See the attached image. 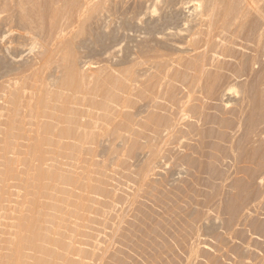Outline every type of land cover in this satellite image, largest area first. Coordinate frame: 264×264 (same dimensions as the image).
Masks as SVG:
<instances>
[{"label":"rangeland","instance_id":"374dc122","mask_svg":"<svg viewBox=\"0 0 264 264\" xmlns=\"http://www.w3.org/2000/svg\"><path fill=\"white\" fill-rule=\"evenodd\" d=\"M225 1L0 0V264H264V0ZM195 5L213 7L199 31L231 26L212 39L227 46L216 59L184 44L191 29L207 35L193 28ZM230 28L240 37L228 43ZM198 55L224 68L196 72ZM19 63L39 78L25 95L6 84ZM15 93L29 98L14 105ZM77 119L89 128H45ZM243 154L252 163L235 164Z\"/></svg>","mask_w":264,"mask_h":264},{"label":"bare ground","instance_id":"6f19581e","mask_svg":"<svg viewBox=\"0 0 264 264\" xmlns=\"http://www.w3.org/2000/svg\"><path fill=\"white\" fill-rule=\"evenodd\" d=\"M20 1H21V0H20ZM222 1H223V0H222ZM226 1H227V0H226ZM226 1H225V4L227 5L228 2L226 3ZM239 1H240V0H239ZM245 1H252V0H245ZM245 1L243 0V2H245ZM90 3H91V2H90ZM211 3H212V2H211ZM212 4H213V3H212ZM223 4H224V2H223ZM223 4H222V5H223ZM248 4H249V3H248ZM252 4H254V3H252ZM67 5H68V4H67ZM211 7H212V6H211ZM211 7L208 8L209 10H207V9L201 8L200 5H195V6H194V8L197 9L198 11L195 12V13H196V15H195V19H192V20H194L195 23H196V22H197V23L195 24V26H193V25H192V26H193V28H194V27L196 28V26L198 27L196 31H198L199 34H202V32H203V30H200V31H202V32L199 31V29H200V28H199V25L201 26L202 23H204V22L207 20V16H208V15H209L208 17L212 18L211 15H210V13H211V14L213 13V12H212L213 7H212V9H211ZM2 8H4V7H2ZM51 8H52V7H51ZM75 8H76V7H75ZM198 8H199V9H198ZM214 8H215V7H214ZM250 8H252V7H250ZM254 8H255V7H254ZM40 10H41V9H40ZM51 10H52V9H51ZM88 10H89V9H88ZM226 10H227V9H226ZM81 11H82V10H81ZM221 11H223V10H221ZM221 11H220V13H221ZM225 12H226V11H225ZM257 12H258V10H257ZM2 13H3V12H2ZM47 13H48V12H47ZM49 13H50V12H49ZM222 13H223V12H222ZM0 14H1V12H0ZM59 14H60V13H59ZM67 14H68V13H67ZM223 15H225V14L223 13ZM236 15H237V14H236ZM236 15H235V16H236ZM78 16H79V15H78ZM192 16H193V15H192ZM221 16H222V15H221ZM225 16H227V13H226ZM219 17H220V16H219ZM222 17L225 18L224 16H222ZM222 17H221L220 19H222ZM190 18H191V17H190ZM232 18H233V17H232ZM236 18H237V17H236ZM236 18H235V19H236ZM244 18H245V17H244ZM54 19H55V18H54ZM83 19H84V18H83ZM187 19H188V18H187ZM228 19H229V18H228ZM3 20H4V19H3ZM8 20H9V19H8ZM192 20H191V21H192ZM210 20H211V19H210ZM210 20H208V21H210ZM217 20H218V17H217ZM217 20H215V23H216ZM223 20L226 21V19H223ZM73 21H74V20H73ZM188 21H189V20H187V23H188ZM208 21H206L207 24L209 23ZM225 21H223L224 24H225ZM236 21H237V20H236ZM239 21H240V19H239ZM192 22H193V21H192ZM218 22H222V20L217 21L216 24H219ZM223 22H222V23H223ZM71 23H72V22H71ZM185 23H186V20H185ZM222 23H221V24H222ZM5 24H6V23H5ZM191 24H192V23H191ZM191 24H190V26H191ZM193 24H194V22H193ZM216 24H214V25L216 26ZM221 24H219V26H216V27H215L214 25H212L213 28L210 27V26H211L210 24H209L210 26H208V27H210V28H208V27L206 26L207 29H206V31L204 30V32H207V35L203 32V33L205 34V36H201V35H200V36H199V37H200L199 39H197L196 36H195V34H197V32H192V33H191V31H192V29H191L190 33H189V34L187 33V34H188V39H187V41L184 40V41H185L184 44L187 42V44L190 45V46L192 47V49H190L189 52H193L194 55H197V52H198L197 49H199V48H198L197 46H195V45L202 41V42H203V44H202L203 47H202V48H204V51H205V52H207V53H208V52H209V53L211 52V53H212L211 56H214V55L222 56V55L224 54V52H226V47H227V46H226V47L223 46V47L221 48V46L219 47L218 45L214 44V42H216V41L213 40L214 42L212 43V39H213L214 37L217 38V36L219 37L220 34H218V32H219V33L221 32V31H219V29H221V28H222L223 30H224V29H227V28L229 29V27H231V26L228 27V24H229V23H228V24L226 23V26H227V27H226V26H223L224 24H222V26H221ZM238 24H240V23H238ZM238 24H237V25H238ZM7 25H8V24H7ZM16 25H17V24H16ZM204 25H205V23H204ZM234 25H235V24H234ZM10 27H11V26H10ZM53 27H54V26H53ZM63 27H64V26H63ZM225 27H226V28H225ZM8 28H9V27H8ZM16 28H17V27H16ZM232 28H233V27H232ZM236 28H237V27H235L234 29H236ZM62 29H63V28H62ZM118 29H119V28H118ZM201 29H202V28H201ZM222 29H221V30H222ZM228 29H227L226 31H228ZM230 29H231V28H230ZM65 31H67V30H65ZM68 31H69V30H68ZM187 31H189V30H187ZM193 31H194V30H193ZM235 31H238V32H239V30H237V29H236ZM235 31H233V29L229 30L227 37L224 36V39H223V40H224V41L226 40V42L230 43V42H233V39L235 40V38L240 37V34H239L238 32H235ZM257 31H258V30H257ZM12 32H13V31H12L11 29H7V30L5 31V33H4V35H5V34H12ZM26 32H27V31H26ZM56 32H58V31H56ZM51 33H52V32H51ZM69 34H70V33H69ZM199 34H198V35H199ZM217 34H218V35H217ZM260 34H261V33H260ZM13 35H14V34H13ZM46 35H47V34H46ZM112 35H113V34H112ZM253 35H254V34H253ZM50 36H51V35H50ZM58 36H59V35H58ZM7 37H8V36H7ZM27 37H28V36H27ZM204 37H206V38H204ZM30 38H31V39H30ZM30 38H29L28 40H29V42H30L31 44H30V43L27 44V42H26V45H30V46H28L30 51H29V50H28V51L31 53L32 51H34V49H35V44H36L37 41H36L35 39H34V40H35V41H34L32 36H31ZM49 38H50V37H49ZM176 38H177V37H176ZM202 38H204V39H202ZM10 39H11V37H10ZM10 39L8 38V40H10ZM37 39H38V38H37ZM184 39H185V36H184ZM8 40H7V44H10V42L12 41V39H11L10 41H8ZM46 40H47V39H46ZM177 40H178V39H177ZM258 40H260V39H256V41L254 42L255 48L253 49V51L255 50L256 54H257L258 56H261V54H262L263 51H262V47H261V45L259 44ZM221 41H222V40H221ZM96 42H97V41H96ZM219 42H220V41H219ZM175 43H176V42H175ZM11 44H12V42H11ZM24 44H25V43H24ZM166 44H167V43H166ZM171 44H172V43H171ZM194 44H195V45H194ZM36 45H38V43H37ZM112 45H113V44H112ZM178 45H179V44H178ZM9 46H10V45H8V47H7V45H6V47L8 48V49H7V48H6V49H7V50L10 49V52L7 53V54L10 55V53H11V55H10L11 57H16V56H18V55H19L18 53H17L18 55H17L16 53H14V55H12V50H11V48H13V47H15V46L11 47V46H12V45H11L10 48H9ZM39 46H40V45H39ZM60 46H61V45H60ZM198 46H199V45H198ZM216 46H218V48H217ZM98 47H99V46H98ZM191 47H190V48H191ZM78 48H79V47H78ZM168 48H169V49L171 48L170 45L168 46ZM187 48H188V47H187ZM202 48H200V49H202ZM13 49H15V50H17V51L19 52L18 49H16V48H13ZM27 49H28V48H27ZM200 49H199V50H200ZM35 50L37 51L38 49H35ZM105 50H106V49H105ZM109 50H110V49H109ZM13 51H14V50H13ZM39 51H40V50H39ZM75 51H76V50H75ZM181 51H182V50H181ZM194 51H195V52H194ZM204 51L202 52V53H203V54H202L203 56H204ZM14 52H15V51H14ZM47 52H48V51H47ZM54 52H55V51H54ZM80 52H81V51H80ZM128 52H129V51H128ZM184 52H185V51H184ZM187 52H188V51H187ZM32 53H33V52H32ZM42 53H43V51H42ZM50 53H51V52H50ZM65 53H66V52H65ZM89 53H90V52H89ZM170 53H171V52H170ZM182 53H183V51H182ZM34 54H35V53H34ZM193 54H190V56L192 55L191 57H193V56H194ZM200 54H201V53H199V55H200ZM228 54H229V53H228ZM254 54H255V53H254ZM50 55H51V54H46V53H44V54H42L41 56L38 55L37 58H39V57L41 58V59H40L41 63H47V61H49V58H50L49 56H50ZM199 55H198V57L200 58V60H199L198 64H196V63L192 64V65L194 66V67L192 66L194 71H196L197 69L199 70L200 68L202 69V67H204V66H206V65H210V66L212 65L217 71H218V70H221V69L224 68L223 65H224V63H225L226 60L223 62V61H219L218 58H217L218 60H216V61H215L214 59L210 58L211 60H214L215 62L213 61V62H210V63H209V62H207V63H203V61H207V60H204V59H203L204 57H203V56H199ZM205 55H206V54H205ZM207 55H208V54H207ZM129 56H130V55H129ZM183 56H184V55H183ZM34 57H36V56L34 55ZM52 57H53V52H52ZM64 57H65V56H64ZM125 57H127V56H125ZM143 57H144V56H143ZM201 57H202V58H201ZM205 57H206V56H205ZM249 57H250V56H249ZM256 57H257V56H256ZM173 58H174V57H173ZM179 58H180V57H179ZM179 58H178V59H179ZM182 58H184V57H182ZM182 58H181V59H182ZM196 58H197V57H196ZM214 58H215V56H214ZM225 58H226V57H225ZM1 59H2V58H1ZM67 59H68V57H67ZM184 59H185V58H184ZM190 59H191V58H190ZM197 59H198V58H197ZM215 59H216V58H215ZM256 59H257V58H256ZM172 60H173V59H172ZM185 60H186V59H185ZM193 60H195V58H193ZM245 60H246V59H245ZM251 60H254V59H251ZM18 61H19V60H18ZM30 61H31V60H30ZM173 61H174V60H173ZM181 61H182V60H181ZM187 61H188V59H187ZM191 61H192V60H191ZM195 61H196V60H195ZM239 61H240L239 64H240V67H241V66L243 65L242 63H245V61L242 60V59L239 60ZM246 61H247V60H246ZM249 61H250V60H249ZM176 62H177V61H176ZM188 62H189V61H188ZM192 62H193V61H192ZM251 62H252V61H251ZM1 63H2V62H1ZM25 63H26V62H25ZM31 63H32V62H31ZM182 63H183V62H182ZM21 64H22V63H21ZM38 64H39V63H38ZM66 64H67V63H66ZM180 64H181V62H180ZM180 64H179V65H180ZM190 64H191V62H190ZM241 64H242V65H241ZM23 65H24V64H23ZM34 65H35V64H34ZM36 65H37V64H36ZM195 65H197V66L199 65L200 68L196 67ZM227 65H228V64H227ZM244 65H245V64H244ZM247 65H249V64L247 63ZM15 66H17V65H15ZM19 66H20V63H19V65H18L17 68L15 67V68H16V69H15V73L13 74L12 77L9 76V77L7 78V77H6V76H7V75H6V71H4V73H2V74L5 75L4 78H5V77L7 78V79L5 78V79H6V84H9L10 79H11V80L14 81V88L16 87V88H15V89H16V92H17V90H18V88H19L18 85H17V84L19 83V84L21 85V86H20V87H21L20 90H21L22 93H24V92L27 91V90L24 91V89H23L24 85H26V84H27V85H28V84H30V85L32 84V85H33L34 83H36V81H37L39 78H38V79L36 78V75H35L36 73H31V74L29 73L31 76L28 77V71H31V70H29V69H31V66L33 67V64L30 65V66L28 65L30 68H29L28 66H26V65H24L25 67H24V66H23V67H22V66L19 67ZM63 66H64V65H63ZM67 66H68V65H67ZM5 67H6V66H5ZM188 67H189V66H188ZM192 67H191V68H192ZM240 67H238V68L241 69ZM243 67H244V66H243ZM246 67H247V66H246ZM0 68H1V67H0ZM55 68H56V67H55ZM191 68H190V69H191ZM64 69H65V68H64ZM80 69H81V68H80ZM239 69H238V72L241 71V70L239 71ZM260 69H261V67H257V72H258V71L260 72ZM7 70H9V69H7ZM35 70H36V69H35ZM37 70H39V69H37ZM50 70H51V69H50ZM62 70H63V69H62ZM187 70H188V69H187ZM193 70H192V71H193ZM198 70H197L196 72H198ZM203 70H204V69H203ZM225 70H226V69H225ZM225 70H224V71H225ZM244 70H245V69H244ZM53 71H54V69H53ZM64 71H65V70H64ZM190 71H191V70H190ZM217 71H216V73H217ZM245 71H246V70H245ZM1 72H2V71H1ZM1 72H0V73H1ZM48 72H49V71H48ZM51 72H52V71H51ZM54 72H56V71H54ZM62 72H63V71H62ZM65 72H66V71H65ZM185 72H187V71H185ZM219 72H220V71H219ZM219 72H218V73H219ZM235 72H236V71H235ZM252 72H253V71H252ZM9 73H11V71H10ZM9 73H8V75H11V74H9ZM26 73H27V74H26ZM60 73H61V72H60ZM68 73H69V72H68ZM68 73H67V74H68ZM183 73H184V72H183ZM188 73H190V72H188ZM194 73H195V72H194ZM199 73H201V72L199 71ZM244 73H245V72H244ZM33 74H34L35 76H34ZM49 74H50V73H49ZM49 74H48V75H49ZM57 74H58V73H57ZM192 74H193V73H192ZM192 74H190V75L192 76ZM211 74H212V73H211ZM32 75H33V76H32ZM166 75H167V74H166ZM193 75H194V74H193ZM201 75H202V74H199L200 77H201ZM203 75H204V74H203ZM233 75H235V74L233 73ZM241 75H242V74H241ZM245 75H246V74H245ZM252 75H253V74H251V76H252ZM255 75H256V74H255ZM1 76H2V75L0 74V77H1ZM38 76H39V75H38ZM49 76H51V75H49ZM49 76H48V77H49ZM59 76H60V75H59ZM65 76H66V75H65ZM65 76H64V77H65ZM227 76H228V75H227ZM53 77H54V76H53ZM62 77H63V75H62ZM79 77H80V76H79ZM195 77H196V75H195ZM195 77H194V78H195ZM221 77H222V76H221ZM248 77H249V76H248ZM248 77H247V78H248ZM54 78H55V77H54ZM66 78H67V77H66ZM73 78H74V77H73ZM202 78H203V77H202ZM70 79H71V78H70ZM79 79H80V78H79ZM192 79H193V78H192ZM198 79H199V78H198ZM203 79H204V78H203ZM225 79H227V78H225ZM229 79H231V78H229ZM53 80H54V79H53ZM67 80H68V79H66V82H67ZM80 80H81V79H80ZM189 80H190V79H189ZM193 80H194V79H193ZM0 81H1V80H0ZM13 81H12V82H13ZM39 81H41V80H39ZM56 81H58V80H56ZM81 81H82V80H81ZM83 81H85V80H83ZM129 81H130V80H129ZM149 81H150V80H149ZM155 81H156V80H155ZM223 81H224V80H223ZM7 82H8V83H7ZM70 82H71V81H70ZM151 82H152V81H151ZM184 82H185V81H184ZM0 83H1V82H0ZM3 83H4V82H3ZM10 83H11V82H10ZM24 83H25V84H24ZM59 83H60V82H59ZM67 83H68V82H67ZM76 83H77V82H76ZM83 83H84V82H83ZM203 83H204V82H203ZM4 84H5V83H4ZM54 84H55V83H54ZM65 84H66V83H65ZM65 84H64V86H62V87H65ZM68 84H69V83H68ZM71 84H73V83H70V86L72 87V89H74V91L71 90V92H72V94H73L76 90H78V89H76V88H78V87H76V86L74 87V86L71 85ZM213 84H215V83H213ZM11 85H12V84H11ZM16 85H17V86H16ZM27 85H26L27 88H28V86L30 87V85H28V86H27ZM32 85H31V87H32ZM34 85H35V84H34ZM52 85H53V84H52ZM57 85H58V84H57ZM74 85H75V84H74ZM107 85H108V84H107ZM198 85H199V84H198ZM208 85H209V84H208ZM9 86H10V85H9ZM39 86H40V85H39ZM48 86H49V85H48ZM53 86H54V85H53ZM68 86H69V85H68ZM77 86H78V85H77ZM83 86H84V84H83ZM129 86H130V85H129ZM143 86H144V85H143ZM187 86H188V85H187ZM223 86H224V85H223ZM6 87H7V86H6ZM26 87H24V88H26ZM43 87H44V86H43ZM43 87H42V88H43ZM54 87H55V86H54ZM58 87H59V86H58ZM66 87H67V86H66ZM71 87H69V88L71 89ZM73 87H74V88H73ZM79 87H80V86H79ZM208 87H209V86H208ZM211 87H212V86H211ZM236 87H237V86H236ZM236 87H235V86H227V88H225L224 90H223V88H224V87H223V88L220 89L219 91L221 92V91L223 90V91L225 92L224 94H228L229 96H230V94H231V95H235V94L237 93ZM4 88H5V87H4ZM14 88L12 87V89H14ZM27 88H26V89H27ZM32 88H33V87H32ZM85 88H86V87H85ZM130 88H131V87H130ZM197 88H198V87H197ZM197 88H196V89H197ZM219 88H220V87H219ZM2 89H3V88H2ZM2 89H1V90H2ZM22 89H23L24 92L22 91ZM65 89H66V88H65ZM70 89H69V90H70ZM75 89H76V90H75ZM83 89H84V87H83ZM83 89H82V90H83ZM116 89H117V88H116ZM160 89H161V88H160ZM209 89H210V88H209ZM7 90H8V87H7ZM162 90H163V89H162ZM198 90H201V89H198ZM211 90H212V88H211ZM10 91H11V90H10ZM30 91H31V90H30ZM39 91H40V90H39ZM88 91H89V90H88ZM188 91H189V90H188ZM6 92H7V91H6ZM11 92H12V91H11ZM18 92L20 93L19 90H18ZM34 92H35V91H34ZM43 92H44V91H43ZM50 92H51V91H50ZM52 92H53V91H52ZM78 92H81V90L78 91ZM148 92H149V91H148ZM199 92H200V91H199ZM22 93H21V95H22ZM31 93H32V91H31ZM38 93H39V92H38ZM58 93H59V92H58ZM63 93H64V92H63ZM206 93H207V92H206ZM216 93H217V92H216ZM16 94H18V93H15V95H12V96H17ZM27 94H28V93H27ZM27 94H26V95H27ZM44 94L46 95V93H44ZM61 94H62V93H61ZM83 94H84V93H83ZM118 94H119V93H118ZM217 94H218V93H217ZM1 95H2V94H1ZM6 95H7V94H6ZM24 95H25V93H24ZM24 95L20 96V94H19V95L17 96L16 100L14 99L15 101L13 102V104L15 105V104H17L18 102H21V98H29V97H26V96H24ZM34 95H35V94H34ZM40 95H41V94H40ZM45 95H44V96H45ZM57 95H59V94H57ZM81 95H82V94H81ZM27 96H29V95H27ZM31 96H33V95L31 94ZM46 96H47V95H46ZM69 96H71V95H69ZM69 96H68V97H69ZM73 96H74V95H73ZM77 96H78V95H77ZM82 96H83V95H82ZM121 96H122V95H121ZM34 97H36V98L33 100V102H35L34 105H35L36 103H40L41 106L44 105L45 102H44L43 100L40 101V100L43 99V98H41V96H39V94H38V96H37V94H36V96H34ZM34 97H30V99H28V100L30 101V100H31L32 98H34ZM60 97H61V96H60ZM60 97L58 98V100L60 99ZM71 97H72V96H71ZM205 97H206V96H205ZM12 98H13V97H12ZM40 98H41V99H40ZM46 98H47V97H46ZM56 98H57V97H56ZM61 98H62V97H61ZM65 98H66V96H65ZM78 98H79V97H78ZM122 98H123V97H122ZM9 99H10V98H9ZM48 99H49V98H48ZM62 99H63V98H62ZM74 99L76 100V98H74ZM81 99H82V98H81ZM11 100H12V99H11ZM24 100H25V99H22L23 102L26 101V100H25V101H24ZM58 100H57V101H58ZM77 100H78V99H77ZM82 100H84V99H82ZM82 100H81V101H82ZM31 101H32V100H31ZM45 101H46V100H45ZM53 101H55V100H53ZM66 101H67V100H66ZM81 101H80V102H81ZM69 102H70V101H69ZM78 102H79V101H78ZM80 102H79V103H80ZM82 102H83V101H82ZM84 102H85V101H84ZM91 102H92V101H91ZM21 103H22V102H21ZM50 103H51V102H50ZM60 103H61V102H60ZM76 103H77V102H76ZM97 103H98V102H97ZM97 103H96V105H97ZM26 104H27V102H26ZM48 104H49V103H48ZM70 104H71V103H70ZM73 104H74V103H73ZM81 104H82V103H81ZM81 104H79V105H81ZM100 104H101V103H100ZM109 104H110V103H109ZM18 105H19V103H18ZM28 105H30V104L28 103ZM28 105H25V106H28ZM32 105H33V104H32ZM36 105H38V104H36ZM50 105H51V104H50ZM54 105H55V104H54ZM59 105H60V104H59ZM75 105H76V104H75ZM87 105H88V104H87ZM20 106H22V104H21ZM20 106H19V107H20ZM23 107H24V105H23ZM72 107H73V106H72ZM98 107H99V106H98ZM34 108H35V107H34ZM95 108H96V107H95ZM204 108H205V107H204ZM17 109H18V107H17ZM56 109H57V108H56ZM38 110H39V109H38ZM45 110H46V109H45ZM49 110H50V109H49ZM57 110H58V109H57ZM99 110H100V109H99ZM15 111H16V109H15ZM18 111H19V110H18ZM32 111H33V110H32ZM62 111H63V110H62ZM102 111H104V110L102 109ZM120 111H121V110H120ZM27 112H28V111H27ZM27 112H26V113H27ZM65 112H66V111H65ZM202 112H203V111H202ZM13 113H14V112H13ZM19 113H20V111H19ZM21 113H22V112H21ZM21 113H20V114H21ZM24 113H25V111H24ZM24 113H23V116H25ZM28 113H29V112H28ZM43 113H44V114H43ZM46 113H47V112H43V111H37V112H36V110H35V113H33V115H32L31 113H30V114H31L32 116L38 118V120H39L40 117L46 116V115H47ZM55 113H56V112H55ZM63 113H64V111H63ZM80 113H81V112H80ZM117 113H118V112H117ZM11 114H12V113H11ZM49 114H50V113H49ZM49 114L47 115V117L49 116ZM52 114H53V113H52ZM88 114H89V113H88ZM98 114H99V113H98ZM119 114H120V113H119ZM239 114H240V113H239ZM21 115H22V114H21ZM27 115H28V114H27ZM50 115H51V114H50ZM53 115H54V114H53ZM56 115H57V114H56ZM90 115H91V114H90ZM93 115H94V114H93ZM209 115H210V114H209ZM10 116H11V115H10ZM88 116H89V115H88ZM25 117H26V116H25ZM27 117H28V116H27ZM53 117H54V116H53ZM53 117H51V118H53ZM92 117H93V116H92ZM97 117H99V115H98ZM107 117H108V116H107ZM9 118H10V117H9ZM22 118H23V117H22ZM44 118H45V117H44ZM61 118H64V117H61ZM61 118L57 116V117H54V120H55V119H58L59 122H61V123H66L64 120H61ZM90 118H91V116H90ZM105 118H106V117H105ZM120 118H121V117H120ZM10 119H11V120H10ZM10 119H9V121H8V119H7L8 122L6 123V126H8V128L13 127V125H14V121H15V120L12 119V118H10ZM108 119H109V118H108ZM22 120H23V119H22ZM25 120H26V119H25ZM28 120H29V119H28ZM77 120H78V122H77V121H73V120H72L71 122H70V121H67V125L69 124L68 127H67V128H66V127H65V128H60V130L57 129V128H59V126H56V125H55V127H57V128H56V129H57V132H54V131H56V129H54L55 127H54V128H50L48 125H46L47 127L45 126V128H46V129L49 128L50 131H49V130H48V131H49V133H50L51 135H52V132H53V136H54V135H57V136H58V135H61V134H62V136H58V138H64V135H65V134H68V133L70 132V130L73 131V130L75 129L74 131H76V130L78 129L77 127H79V126H80L79 128H81V126H82V127H83V126L88 127L87 125H85L87 122H86L85 124H83L82 122H79V119H77ZM98 120H99V119H97V121H98ZM100 120H101V119H100ZM51 121H52V120H51ZM85 121H86V118H85ZM105 121H106V120H105ZM113 121H114V120H113ZM38 122H39V121H38ZM59 122H58V123H59ZM99 122H101V121H99ZM108 122H109V121H108ZM25 123H26V121H25ZM28 123H29V122H28ZM36 123H37V122H36ZM111 123H112V122L110 121L109 124H110V125H113V123H112V124H111ZM115 123H116V122H115ZM118 123H119V122H118ZM120 123H121V122H120ZM120 123H119V124H120ZM3 124H4V123H3ZM48 124H49V123H48ZM54 124H55V122H54ZM87 124H88V123H87ZM95 124H96V123H95ZM97 124H98V123H97ZM103 124H104V123H103ZM116 124H117V123H116ZM116 124H115V125H116ZM119 124H118V126H119ZM122 124H123V123H122ZM25 125H26V124H25ZM52 125H53V124H52ZM52 125H51V126H52ZM67 125H66V126H67ZM123 125H124V124H123ZM89 126H90V125H89ZM93 126H94V125H93ZM93 126H92V127H93ZM52 127H53V126H52ZM90 127H91V126H90ZM104 127H105V126H104ZM114 127H115V126H114ZM116 127H117V126H116ZM121 127H122V126H121ZM124 127H126V126H124ZM32 128H33V127H32ZM88 128H89V127H88ZM94 128H95V127H94ZM43 129H44V128H43ZM51 129H52V130H51ZM98 129H99V128H98ZM98 129H97V130H98ZM100 129H101V128H100ZM103 129H106V128H103ZM103 129H102V130H103ZM97 130H96V131H97ZM178 130H179V129H178ZM31 131H32V130H31ZM44 131H46V133L48 132L47 130H44ZM81 131H82V130H81ZM83 131H84V130H83ZM106 131H107V130H106ZM106 131H105V132H106ZM119 131H120V130H119ZM125 131H126V130H125ZM3 132H4V131H3ZM67 132H68V133H67ZM91 132H92V131H91ZM198 132H199V131H198ZM49 133H48V134H49ZM64 133H65V134H64ZM76 133H77V132H76ZM80 133H81V132H80ZM107 133H108V132H107ZM109 133H110V131H109ZM71 134H72V133H71ZM92 134H93V133H92ZM102 134H103V133H102ZM102 134H100L101 137H102ZM104 134H105V133H104ZM69 135H70V134H69ZM89 135H90V134L83 133V134H79L78 138H76V137H75V138H76V139L80 142V144L82 145V143H84V142L86 143V140L89 139V137H88ZM111 135H112V134H111ZM57 136H56V137H57ZM66 136H67V137H70V136H68V135H66ZM66 136H65V137H66ZM71 136H72V135H71ZM33 137H34V136H33ZM91 138H92V137H91ZM58 140H59V139H58ZM126 140H127V139H126ZM81 141H82V143H81ZM85 143H84V144H85ZM199 143H200V141H199ZM78 145H79V144H78ZM131 145H132V144H131ZM252 145H253V144H252ZM188 146H189V145H188ZM255 147H256V146H255ZM246 148H247V147H246ZM253 150H254V149H253ZM247 151H248V150H247ZM263 152H264V151H263ZM247 153H248V152H247ZM249 153H250V151H249ZM251 153L253 154L254 152H251ZM251 153H250V154H251ZM246 155H247V154H243L242 156H241V155H240V156H235V161H234L235 164H236V163H238V164H240V163H250V162L252 163L251 158H250L248 155H247V156H246ZM259 155H260V154H259ZM249 158H250V159H249ZM253 159H254V158H253ZM253 159H252V160H253ZM257 162H259V161H256V163H257ZM260 162H261V161H260ZM254 163H255V162H254ZM258 164H259V163H258ZM256 165H257V164H256ZM237 166H238V165H237ZM235 167H236V165H235L233 168H235ZM247 167H249V165H247ZM258 167H259V166H258ZM261 167H262V166H261ZM231 168H232V167H231ZM254 168H255V167H254ZM246 169H247L246 166H240V165H239L238 167H236V171H235V172H237V173L239 172V173H240V172H242V171H246ZM249 169H250V168H249ZM256 169H257V168H256ZM256 169H254V170H256ZM260 169H261V171H262V168H260ZM234 170H235V169H234ZM257 170H258V169H257ZM259 171H260V170H259ZM235 172H234V173H235ZM248 172H249V171H248ZM60 173H61V172H60ZM239 173H238V174H239ZM249 173H250V172H249ZM256 173H257V171H256ZM260 173H261V172H260ZM257 174H258V173H257ZM250 175H251V174H250ZM248 176H249V175H248ZM248 176H247V177H248ZM252 177H253V176H251V178H252ZM247 181H248V180H247ZM248 182H249V181H248ZM252 182H253V181H252ZM249 187H251V186H249ZM85 189H86V188H85ZM85 191H86V190H85ZM254 191H255V190H254ZM254 191H252V192H254ZM239 192H240V191H239ZM80 193H81V192H80ZM257 193H258V192H257ZM258 194H259V193H258ZM241 195H242V194H241ZM250 195H251V194H250ZM252 195H253V193H252ZM85 197H86V196H85ZM233 197H234V196H233ZM233 197H232V198H233ZM223 198H224V197H223ZM251 198H252V197H251ZM238 200H239V199H238ZM254 200H255V199H254ZM254 202H256V200H255ZM260 203H261V202H260ZM262 203H263V202H262ZM216 204H217V203H216ZM219 209H220V208H219ZM249 210H250V209H249ZM225 212H226V211H225ZM233 220H234V219H233ZM229 221H230V220H229ZM255 227H256V226H255ZM243 236H244V235H243Z\"/></svg>","mask_w":264,"mask_h":264}]
</instances>
